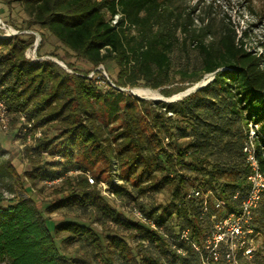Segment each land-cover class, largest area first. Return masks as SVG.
I'll return each mask as SVG.
<instances>
[{
	"label": "trees",
	"instance_id": "1",
	"mask_svg": "<svg viewBox=\"0 0 264 264\" xmlns=\"http://www.w3.org/2000/svg\"><path fill=\"white\" fill-rule=\"evenodd\" d=\"M184 2L0 0L21 6L27 15L24 27L12 22L15 28L33 29L42 37L32 60L26 51L35 34L0 35V100L11 116L8 134L0 131V183L14 193L61 179L60 197L45 205L33 195L9 198L0 190V264H204L192 243H201L211 224L200 220L202 198L190 193L211 190L225 201L215 209L220 214L239 209L234 195L249 187L244 146L250 124L258 125L255 148L264 173V54L247 47L246 31L240 35L222 23L213 32L211 5L198 0L186 11ZM116 14L120 18L113 24ZM197 19L200 25L192 27ZM46 32L91 69L77 70L65 60L73 69L68 71L40 58ZM190 43L198 50L195 65L178 54ZM110 62L117 66L116 76L109 78L113 84L96 69L108 70ZM213 72L206 86L174 102L119 88H161L169 97ZM175 81L182 85L162 88ZM28 121L33 122L28 130L42 135L26 147L29 162L19 171L6 145L23 137ZM47 150L60 158L44 159ZM115 162L123 181L114 188L121 206L101 195L84 174H70L98 163L104 172ZM261 203V225L255 222L264 232V193ZM133 205L156 227L130 211L127 216ZM58 210L66 212L65 219L51 221L47 215ZM183 230L189 242L181 239ZM127 234L147 246H132Z\"/></svg>",
	"mask_w": 264,
	"mask_h": 264
},
{
	"label": "rangeland",
	"instance_id": "2",
	"mask_svg": "<svg viewBox=\"0 0 264 264\" xmlns=\"http://www.w3.org/2000/svg\"><path fill=\"white\" fill-rule=\"evenodd\" d=\"M198 0H185L183 3V7L187 8L189 10V7H194L196 5ZM202 2V5H211V8L208 9V14L212 18L213 26L212 30L213 32L217 33L221 29V24L226 23L230 25L231 27L235 28L236 31L241 35L243 31H246L247 35L245 37V41L247 44V47L251 49L254 52H257L259 54H264V0H199ZM0 35L2 37H9L12 35H15L12 31L9 30V28H13L15 31L19 33H33L36 37V30L33 29H27V30H18L15 28V26L12 24L14 22L15 24L24 27L27 20V15L25 14L24 10L21 6L18 5H4L0 3ZM200 25L199 19L194 20V24L192 27H198ZM18 34V33H17ZM41 37V35H40ZM42 40V37H41ZM40 40V42H41ZM36 41V39H35ZM39 42V44H40ZM35 44V42H34ZM34 44L28 48L26 51V56L30 59H37V51L35 53L34 51ZM39 46V45H38ZM38 48V47H37ZM56 52L60 56L55 57V59H58L62 61L64 64H66L67 60L68 62H71L74 64L75 68L77 70L80 69H91V66L88 65L85 61L82 59H79L74 55V53L70 50H68L66 47H64L60 41L50 33L46 32V36L44 39V44L42 45L41 52L44 54V59H46V56H49L47 54H50L51 52ZM178 54L181 58V61L186 62L190 65L198 64V50L196 49V46L194 43L189 44V48L187 50L181 48L178 50ZM67 65V64H66ZM68 67V66H67ZM96 69L100 70L102 74L108 79V81L113 84L112 81L109 80L111 76H116L117 72V66L114 62H110L108 64V70L105 69L104 65L98 66ZM68 71H73V69H70L68 67ZM95 71H92L89 74V77L94 75ZM182 84L179 81H175L169 85H166L162 88H171L174 89L176 86H181ZM194 85V84H193ZM135 88H150V87H134V93L139 96L147 97L146 99L155 98L152 96L147 95H140L135 91ZM127 92L131 93L132 95H135L131 88H126ZM152 89V88H151ZM161 92V88L154 89ZM180 92V91H179ZM135 95V96H136ZM163 95V94H162ZM158 98V97H157ZM10 118L9 117V124L7 128H0V131L3 134H8L9 127H10ZM28 123H33L29 122ZM32 126V125H31ZM29 126L24 127L22 130L23 137H16L14 139H11L7 145L6 148L10 150L11 156L14 157V163L19 171H23L27 168L28 165V157L25 155V150L27 146H33L35 144L36 138L40 137L42 135V132L38 129L35 131H29ZM36 132H41V135L37 136ZM43 158L46 160H57V158L53 157V154L49 150L43 152ZM103 165L101 163H98L94 168H88L86 171L90 172L91 175L96 179V182L98 181V184L95 183L93 185H96L97 190L101 193V195L106 196L109 198L115 206H121V200L116 196H112L110 193H105L106 188H111L112 185L110 183V180H118L119 184H122L123 181L120 180L118 175L115 174L116 168L113 166L111 168H106L104 172H101L103 169ZM76 173L75 170L71 171L70 174H84L85 171ZM102 173L101 177L99 174ZM116 175V176H115ZM86 176V175H85ZM116 179V180H115ZM61 179L55 178V179H47V181H44L43 183H38L37 185H33L31 191H26L25 189H19L16 188L14 193H10L4 188L0 183V190L4 193V196L9 198H22V197H29L30 195L35 196L38 203L40 205H45L48 202H51L54 199H57L60 197V194L57 193V186L59 185ZM48 182V183H47ZM101 182H104V185H101ZM31 188V187H30ZM110 195V196H109ZM144 199V198H143ZM146 201V199H144ZM129 207L125 210V214L128 216L129 214ZM262 203L259 205V207L256 210V220L257 225H261V211ZM69 215V214H67ZM51 221H62L65 219L66 212L63 210H58L50 215H47ZM94 225L97 226L99 229L102 228V225L98 223L97 221L94 222ZM128 241L132 246L138 247V244L144 243V246H147L146 242H141L140 237H134L133 234H127ZM257 244H258V252L255 255V261L256 258L258 260H262L264 262V232H259L257 236ZM257 263V262H256Z\"/></svg>",
	"mask_w": 264,
	"mask_h": 264
},
{
	"label": "built area",
	"instance_id": "3",
	"mask_svg": "<svg viewBox=\"0 0 264 264\" xmlns=\"http://www.w3.org/2000/svg\"><path fill=\"white\" fill-rule=\"evenodd\" d=\"M119 18L120 14H116L113 17L112 23L117 24ZM9 117L10 113L7 105L4 101L0 100V128L8 127ZM31 125L32 123H28L29 127ZM257 128L258 125L250 124V135L244 146L246 162L250 168L248 175L249 187L246 192L238 191L234 195V198L240 201L237 211L220 214L215 209L225 206L224 200L217 199L211 190L204 191L201 188L191 190L190 196L202 198L200 220L211 224L210 230L205 234L202 242L192 243L194 249L202 255L204 264H257L254 257L258 252L257 236L259 231L257 230L255 220L256 210L260 205L264 193V173L256 156L255 148V130ZM36 135H41V132H36ZM55 157L57 159L60 158L59 155ZM114 167L116 168L115 174H117L119 171L116 162L114 163ZM75 172H82V170L77 169ZM85 175L90 184L96 182V179L90 172L85 171ZM116 181L119 182L118 180ZM117 182L114 180L112 183L110 182L111 188H106L104 182H101V185H104L106 188V194L110 193L112 196H117L114 191L115 186L119 184ZM95 184L97 185L98 181ZM210 202L214 203L215 208L211 207ZM129 210L136 218L154 228L156 227L154 220L149 218L138 206H130ZM181 239L189 242L188 230L182 231ZM174 248L178 253L185 254L184 248L178 244H175Z\"/></svg>",
	"mask_w": 264,
	"mask_h": 264
},
{
	"label": "water",
	"instance_id": "4",
	"mask_svg": "<svg viewBox=\"0 0 264 264\" xmlns=\"http://www.w3.org/2000/svg\"><path fill=\"white\" fill-rule=\"evenodd\" d=\"M0 21H1V19H0ZM1 23H2V21H1ZM9 30L12 31L14 34L19 33L17 31H15L13 28H9ZM40 40H41L40 34L39 33H36V41H35V44H34V46H35V48H34L35 53L37 51V47L39 45ZM40 58L43 59L44 57H40ZM46 58H50V59L54 60L55 62H57L58 64H60L63 68L68 69L67 65L64 64L62 61H60L58 59H55L52 56H46ZM215 73L216 72L207 74L203 79H201L200 81H198L194 85L186 88L185 90H182L180 92H177V93H175V94H173V95H171L169 97H167L165 95H162L159 98H150V99H152V100H162V101H166V102H174V101L180 100V99L184 98L185 96H187V95L195 92L197 89H200V88L206 86L213 79V77L215 76ZM119 88L121 90H127L126 87H119ZM130 90H132V92L134 93V89L133 88H131ZM136 96H139V95H136ZM139 97L140 98H147V97H143V96H139Z\"/></svg>",
	"mask_w": 264,
	"mask_h": 264
},
{
	"label": "bare ground",
	"instance_id": "5",
	"mask_svg": "<svg viewBox=\"0 0 264 264\" xmlns=\"http://www.w3.org/2000/svg\"><path fill=\"white\" fill-rule=\"evenodd\" d=\"M135 91L142 95H147V96H152V97H155V98H159L162 96V93L158 90H154V89H151V88H135Z\"/></svg>",
	"mask_w": 264,
	"mask_h": 264
}]
</instances>
